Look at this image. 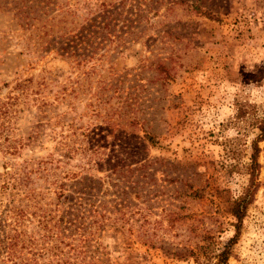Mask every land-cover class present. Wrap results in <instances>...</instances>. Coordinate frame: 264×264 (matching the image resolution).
<instances>
[{
    "label": "rangeland",
    "instance_id": "obj_1",
    "mask_svg": "<svg viewBox=\"0 0 264 264\" xmlns=\"http://www.w3.org/2000/svg\"><path fill=\"white\" fill-rule=\"evenodd\" d=\"M15 2L0 239L28 213L0 264H216L234 238L228 264H264V141L239 233L231 213L264 121V0H33L24 21Z\"/></svg>",
    "mask_w": 264,
    "mask_h": 264
},
{
    "label": "trees",
    "instance_id": "obj_2",
    "mask_svg": "<svg viewBox=\"0 0 264 264\" xmlns=\"http://www.w3.org/2000/svg\"><path fill=\"white\" fill-rule=\"evenodd\" d=\"M15 1H16L15 5L17 7H19L18 8V12H19L18 17L23 18L22 19L23 21L29 20V19L33 20L32 18L28 17V15H26V14H28L26 10L31 9L30 2L33 0H19V1L15 0ZM210 19H213V16H211ZM213 20H215V19H213ZM258 128L261 132V135H259V137L254 141V145H253L254 153H253L252 158H251L252 162L249 166V174L251 177L250 178V186L246 189L244 196L239 198L234 203L233 209L231 211L232 215L234 216V218L236 219V222H237L235 225L237 233L240 232L241 225H242V222L245 218L248 206L252 202L254 194L256 193L258 186H259V183H258L259 174L258 173H259V169H260V164H259L260 148H259L258 144L260 142L264 141V121L259 124ZM149 140L152 142L151 137H149ZM66 144L67 143H65V145ZM69 146L71 147V145H69ZM5 185H6V187H3ZM9 186H10V184H8V182H6L4 185L0 186V196H2L1 192L6 191ZM60 188L62 189V187H60ZM60 196L62 199H67V195H65L64 189H62ZM77 211H79V210H77ZM14 213H15L16 217H14ZM27 213L28 212L26 210H19V211L13 210V212H12L13 221H11V223L6 225L7 228L9 227V230L5 232V234H6L5 237L0 239V243H1L0 249L1 250L5 249V250L9 251V258L12 260V262H15L18 259L16 248L18 246V243L20 242V234L17 233V229H16L17 227L16 226H18L19 221H22L24 217H27ZM12 230H14V231H12ZM13 232H16V234H13ZM0 235H1V231H0ZM50 238H51V236H50ZM52 240H53V237H52ZM234 243H235V238L231 239L229 244L225 246L224 250L219 253V255L217 257V263L216 264H228V261L231 257L232 245ZM58 249H59V246L57 244H55L51 248L47 249V251L49 253H51L54 250L58 251ZM53 263L54 264H68L67 261H65L64 259H58L57 262L55 261Z\"/></svg>",
    "mask_w": 264,
    "mask_h": 264
}]
</instances>
